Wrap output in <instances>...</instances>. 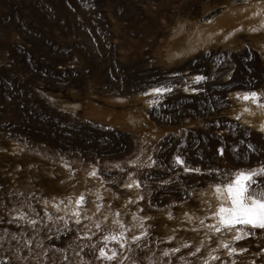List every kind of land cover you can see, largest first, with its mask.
Wrapping results in <instances>:
<instances>
[{
    "label": "rangeland",
    "instance_id": "374dc122",
    "mask_svg": "<svg viewBox=\"0 0 264 264\" xmlns=\"http://www.w3.org/2000/svg\"><path fill=\"white\" fill-rule=\"evenodd\" d=\"M263 120L264 0H0V264H264Z\"/></svg>",
    "mask_w": 264,
    "mask_h": 264
},
{
    "label": "snow or ice",
    "instance_id": "6c2138e0",
    "mask_svg": "<svg viewBox=\"0 0 264 264\" xmlns=\"http://www.w3.org/2000/svg\"><path fill=\"white\" fill-rule=\"evenodd\" d=\"M157 91H160L157 89ZM250 97L245 96L248 100ZM255 99V94H252ZM264 174V169L260 173H240L234 180L223 186V192L227 193L230 206H225L222 202L218 215L220 223L225 228H234L237 225H245L252 228L264 229V191H255L252 185L255 183L253 177ZM217 193L222 194V188H216ZM219 231V229H217ZM113 239H116L113 237ZM236 239H240L239 236ZM103 257L104 253L101 251ZM112 259L113 257H107Z\"/></svg>",
    "mask_w": 264,
    "mask_h": 264
},
{
    "label": "bare ground",
    "instance_id": "6f19581e",
    "mask_svg": "<svg viewBox=\"0 0 264 264\" xmlns=\"http://www.w3.org/2000/svg\"><path fill=\"white\" fill-rule=\"evenodd\" d=\"M262 21V20H261ZM195 46H194V42H193V40L192 39H189V41L187 42V46H186V48L179 54V55H188V54H190V53H192V52H194L195 51ZM171 57V56H170ZM263 122H264V120H263ZM135 122L131 119V118H129V119H127V120H125V122H124V124L125 125H129V126H131V127H135L134 125L136 124H134ZM186 172H190V171H192V170H185ZM193 172H194V170H193ZM197 171H195V173H196ZM239 174H237V175H235L234 177H233V179L230 181V182H232L233 180H234V178L235 177H237ZM230 182H228V183H230ZM222 188V194H219V195H217L216 197H217V200L219 201V205H218V208H217V210H216V212H215V216H214V219H215V221L218 223V224H220V225H222L221 223H220V220H219V215H218V211H219V208L221 207V204H222V202L224 203V205L225 206H230V201H228V198H227V193L226 192H223V186L221 187ZM223 226V225H222ZM249 228H252V227H249ZM253 229V228H252Z\"/></svg>",
    "mask_w": 264,
    "mask_h": 264
},
{
    "label": "water",
    "instance_id": "95a60500",
    "mask_svg": "<svg viewBox=\"0 0 264 264\" xmlns=\"http://www.w3.org/2000/svg\"><path fill=\"white\" fill-rule=\"evenodd\" d=\"M191 170L197 171L196 173H205L209 171V168L206 166L202 168V170H197L196 168H190Z\"/></svg>",
    "mask_w": 264,
    "mask_h": 264
}]
</instances>
